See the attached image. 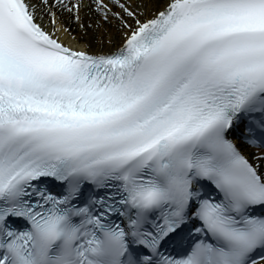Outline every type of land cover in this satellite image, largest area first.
<instances>
[{"label": "snow or ice", "instance_id": "obj_1", "mask_svg": "<svg viewBox=\"0 0 264 264\" xmlns=\"http://www.w3.org/2000/svg\"><path fill=\"white\" fill-rule=\"evenodd\" d=\"M0 264H264V0H0Z\"/></svg>", "mask_w": 264, "mask_h": 264}]
</instances>
